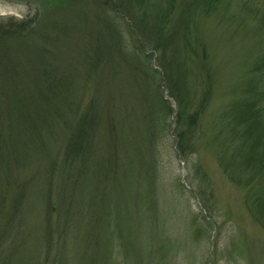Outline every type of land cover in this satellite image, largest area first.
Returning <instances> with one entry per match:
<instances>
[{
	"label": "trees",
	"instance_id": "obj_1",
	"mask_svg": "<svg viewBox=\"0 0 264 264\" xmlns=\"http://www.w3.org/2000/svg\"><path fill=\"white\" fill-rule=\"evenodd\" d=\"M18 1L0 17V264L158 263L170 242L138 237L159 220L155 139L174 123L192 143L194 16L222 0Z\"/></svg>",
	"mask_w": 264,
	"mask_h": 264
},
{
	"label": "rangeland",
	"instance_id": "obj_2",
	"mask_svg": "<svg viewBox=\"0 0 264 264\" xmlns=\"http://www.w3.org/2000/svg\"><path fill=\"white\" fill-rule=\"evenodd\" d=\"M28 11L22 1L0 0V17ZM193 27L185 59L188 111L199 110L192 143L177 146L174 123L157 134L159 220L156 228H140L138 237L172 246L151 264H264V160L258 158L264 154V0L200 8ZM151 54L161 72L159 52ZM163 93L176 109L168 89Z\"/></svg>",
	"mask_w": 264,
	"mask_h": 264
}]
</instances>
